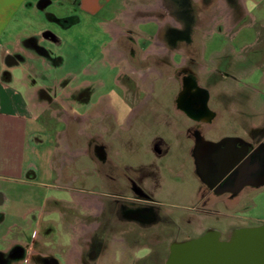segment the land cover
<instances>
[{
	"label": "flooded vegetation",
	"instance_id": "obj_1",
	"mask_svg": "<svg viewBox=\"0 0 264 264\" xmlns=\"http://www.w3.org/2000/svg\"><path fill=\"white\" fill-rule=\"evenodd\" d=\"M160 3L169 19L152 17L147 22L152 28L140 33L148 39L146 46L141 48L130 36L122 48L110 49L121 58L120 85L130 89L125 97L135 121L119 123L117 107L104 98L101 114L92 115L84 130L62 124L69 134L85 138L94 153L86 176L79 157L70 163L76 169L71 184L82 196L57 213L55 238L61 242L57 253L63 264L67 256L78 264H97L103 256L120 262L131 257L162 259L166 264L175 241L209 229L219 230L226 239L238 227L254 226L232 212L223 217L217 212L233 211L243 195L264 186L258 184L264 175V0H190L181 7L167 0ZM217 31L247 35L237 44L222 45L209 41ZM80 88H75L76 97ZM91 96L85 100L90 102ZM252 116L256 126L250 123ZM188 121L195 124L192 134ZM114 125L122 133L126 130L127 137L114 134ZM231 128L239 133H224ZM191 135L194 156H173L170 137L189 141ZM227 137L238 139L209 153L207 141ZM247 143L261 154L255 172L243 170L239 177L232 168L221 177ZM188 163L195 179L193 194L180 214L167 213L161 194L184 179ZM242 181L246 183L237 190ZM261 223L264 220L255 225ZM168 224L171 230H164Z\"/></svg>",
	"mask_w": 264,
	"mask_h": 264
},
{
	"label": "crops",
	"instance_id": "obj_2",
	"mask_svg": "<svg viewBox=\"0 0 264 264\" xmlns=\"http://www.w3.org/2000/svg\"><path fill=\"white\" fill-rule=\"evenodd\" d=\"M60 1L92 15L99 11L93 3L101 0ZM56 2L0 0V264H63L57 253L61 242L55 238L57 213L62 205L69 207L82 196L71 184L76 169L70 163L79 157L83 162L80 171L86 176L92 170L89 158L93 159L94 153L87 140L69 134L62 124L80 119L77 128L84 130L94 111L101 114L103 97L97 102L91 96L88 102L83 96L76 97L75 90L56 91L59 77L53 72L50 50L43 44L59 42L60 38L47 25L45 14L65 28L77 18H59L46 12ZM119 4L116 18L102 22L116 36L125 26L158 18L157 3L150 6L141 5V0H119ZM140 10L154 11V15L136 18ZM59 98L74 104L73 112L64 110L62 118L52 106ZM250 123L258 124L253 116ZM187 126L192 134L195 124L188 121ZM189 139L188 159L194 156L193 136ZM83 186L88 188L89 183ZM65 261L78 264L70 256ZM124 262L108 256L97 260V264Z\"/></svg>",
	"mask_w": 264,
	"mask_h": 264
},
{
	"label": "rangeland",
	"instance_id": "obj_3",
	"mask_svg": "<svg viewBox=\"0 0 264 264\" xmlns=\"http://www.w3.org/2000/svg\"><path fill=\"white\" fill-rule=\"evenodd\" d=\"M159 1L160 0H141V5L153 6L157 3V17L165 21L169 19V16L166 9L161 6V3L159 4ZM93 5L96 6V8L98 7L99 11L92 15L85 14L78 6L74 8L73 4H64L60 0L48 6L46 12L52 13L59 18L68 16L77 17L73 20L74 22L70 19L69 21L72 22V24L65 28L63 24L57 20H52L45 14L44 19L47 25L49 28L51 27L52 32L56 33L60 38L59 42L54 43L45 41L43 44L44 47L50 50L49 56L54 63L52 67L53 72L59 77V86L57 85L59 88H57L56 91L62 94L64 90L74 91L76 89L73 87L81 86V96L85 97L86 95L92 94V97L94 96L93 101L97 102L100 101L102 97V102L104 98H106V100L117 107L119 111V121L118 119L117 121L128 125L129 122L135 121V118L132 115V103L125 97L127 92L130 93V89H126L120 85V80L122 81L123 77V64L119 62L121 59L119 56L112 52H108L106 48H122L130 36L135 39L136 43L139 44L141 48H143L147 45L148 39L140 36V33L152 27L150 23H143L140 25L134 23L125 26L123 32L119 36H116L108 31L102 22L112 21L116 18L117 11L121 6L119 0H101L94 2ZM195 6L197 7V5ZM211 10L212 9L209 10L208 14L211 13ZM150 13L154 15V11ZM150 13L145 10H140L136 13V18L138 16H146ZM211 18L212 16H210V19ZM135 20L136 19L130 21ZM117 21L119 22V20ZM207 27L209 29L211 28L209 24H207ZM246 33V31H243L240 36L235 37L233 33H220L217 31L210 34L209 41L222 45L237 44L245 40ZM193 37L196 41L198 37L197 32ZM43 79L45 82H49L46 77ZM159 82L160 81H157L156 84L157 92L161 91ZM241 82V84L244 85V80H241ZM70 100L72 99L70 98ZM64 101L67 103L69 99L59 98L54 102L51 101L53 108L59 110L57 111V117L59 118H62L65 114L64 110L70 112L74 110L73 103L64 105ZM95 112L96 111H94L93 114L94 116L96 115ZM98 121L100 122V120ZM79 122L80 119L72 118L69 120V123L75 126H78ZM91 122L95 121L91 120ZM114 126V134L118 133L119 135H123V138L127 137L128 132L126 130L122 133L116 128V125ZM224 133L235 135V133H239V130L237 128H231ZM217 136L218 135H215V137ZM170 139L172 155L189 158V141L184 137H170ZM184 171L186 172L184 179L179 178L180 180H178V184L176 185L171 183L167 191L161 194L160 198L163 201V208L167 213L180 214L183 211L182 205L185 204L193 194L195 179L189 163ZM62 208L67 209V206L62 205ZM230 212H232L235 217L246 218L250 225H255L257 222L264 220V186L249 196L243 195L240 204L237 205L233 211L220 208L217 215L223 217L224 214ZM169 224L164 225L163 229L171 230V224ZM128 260L130 261L128 262ZM124 261L125 262L121 264H163L162 259L155 260L154 258L135 259V257H131L130 259H124Z\"/></svg>",
	"mask_w": 264,
	"mask_h": 264
},
{
	"label": "water",
	"instance_id": "obj_4",
	"mask_svg": "<svg viewBox=\"0 0 264 264\" xmlns=\"http://www.w3.org/2000/svg\"><path fill=\"white\" fill-rule=\"evenodd\" d=\"M167 1L181 7L187 5L190 0ZM237 139L236 137H227L220 142L207 141L206 144L209 153H211L219 145ZM247 145L245 151L241 154L238 153L234 160L223 169L221 177L232 168L235 169L239 177L243 170L255 172L261 163L258 158L261 154L256 150L251 151L252 144L247 143ZM247 154L249 155L246 156ZM245 183V181L239 182L237 190ZM258 184H264V175ZM166 264H264V223L238 227L226 239L221 238L219 230L209 229L200 236L175 241L170 246Z\"/></svg>",
	"mask_w": 264,
	"mask_h": 264
}]
</instances>
